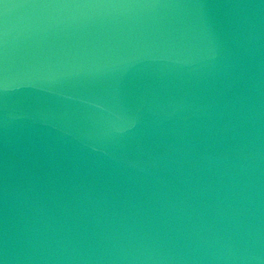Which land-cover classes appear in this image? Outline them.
<instances>
[{
	"label": "water",
	"instance_id": "water-1",
	"mask_svg": "<svg viewBox=\"0 0 264 264\" xmlns=\"http://www.w3.org/2000/svg\"><path fill=\"white\" fill-rule=\"evenodd\" d=\"M0 264H264V0H0Z\"/></svg>",
	"mask_w": 264,
	"mask_h": 264
}]
</instances>
